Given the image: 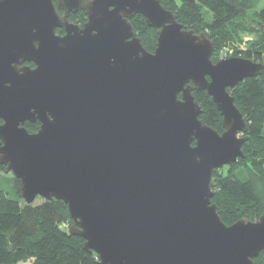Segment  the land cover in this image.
<instances>
[{
	"label": "water",
	"instance_id": "obj_1",
	"mask_svg": "<svg viewBox=\"0 0 264 264\" xmlns=\"http://www.w3.org/2000/svg\"><path fill=\"white\" fill-rule=\"evenodd\" d=\"M79 10L82 25L68 20ZM136 14L156 29L153 51ZM212 49L159 0H0V165L26 203H66L95 264H253L264 249V214L225 224L210 186L248 138L227 89L263 64Z\"/></svg>",
	"mask_w": 264,
	"mask_h": 264
},
{
	"label": "trees",
	"instance_id": "obj_2",
	"mask_svg": "<svg viewBox=\"0 0 264 264\" xmlns=\"http://www.w3.org/2000/svg\"><path fill=\"white\" fill-rule=\"evenodd\" d=\"M159 1L175 14L183 28L206 34L213 44V61L224 49L232 50L231 56L263 64L259 75L246 77L227 89L246 121L248 138L242 144L244 156L214 169L210 181L211 202L225 224L241 218L256 220L264 214V8L252 10L251 0ZM69 20L82 25L86 16L79 10L71 13ZM129 21L142 46L153 51L156 29L147 26L140 14ZM56 32L62 33V29L57 28ZM244 34L252 39L243 50L239 45ZM192 94L202 108L199 115L202 123L222 131L221 116L211 97L203 90H193ZM23 126L32 133L37 131L39 123L26 121ZM224 167L227 170L222 173ZM0 173H4L3 165H0ZM20 187L19 179L13 175L6 179L0 177V264L26 261L31 264H95L97 254L85 250L83 238L70 233L72 220L66 203L39 196L26 203ZM37 198L39 202H35ZM253 264H264V249L253 259Z\"/></svg>",
	"mask_w": 264,
	"mask_h": 264
},
{
	"label": "rangeland",
	"instance_id": "obj_3",
	"mask_svg": "<svg viewBox=\"0 0 264 264\" xmlns=\"http://www.w3.org/2000/svg\"><path fill=\"white\" fill-rule=\"evenodd\" d=\"M252 1V4H253V6H252V10H260V9H262V8H264V0H251ZM61 13V12H60ZM57 29V28H56ZM56 29H55V31H56ZM58 29H60V28H58ZM252 39V36H250V35H247V34H244V35H242L241 36V42H240V45H239V48L240 49H246V47H247V45H248V41L249 40H251ZM231 51L232 50H221L219 53H218V57H217V60L218 59H222V58H225V57H229V56H231L232 55V53H231ZM244 58V57H243ZM226 170H227V168L226 167H224V168H222V173H225L226 172ZM11 175H13L11 172H4V173H0V177H3L4 179H6V178H9ZM6 185H7V183H6ZM40 201V199L39 198H37L36 200H35V202H39ZM64 226H66V225H64ZM17 264H31V262L30 261H26V262H19V263H17Z\"/></svg>",
	"mask_w": 264,
	"mask_h": 264
},
{
	"label": "flooded vegetation",
	"instance_id": "obj_4",
	"mask_svg": "<svg viewBox=\"0 0 264 264\" xmlns=\"http://www.w3.org/2000/svg\"><path fill=\"white\" fill-rule=\"evenodd\" d=\"M71 14V13H70ZM68 20H69V17H68ZM70 21V20H69ZM70 22H72V21H70ZM72 23H74V22H72ZM76 24V23H75ZM62 33H63V31H62ZM62 33H58V34H62ZM193 91V90H192Z\"/></svg>",
	"mask_w": 264,
	"mask_h": 264
}]
</instances>
